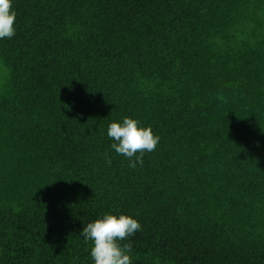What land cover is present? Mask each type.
<instances>
[{"label": "trees", "instance_id": "obj_1", "mask_svg": "<svg viewBox=\"0 0 264 264\" xmlns=\"http://www.w3.org/2000/svg\"><path fill=\"white\" fill-rule=\"evenodd\" d=\"M12 7L0 264H94L105 213L139 221L133 264H264V0ZM125 117L160 137L135 168L107 136Z\"/></svg>", "mask_w": 264, "mask_h": 264}, {"label": "clouds", "instance_id": "obj_2", "mask_svg": "<svg viewBox=\"0 0 264 264\" xmlns=\"http://www.w3.org/2000/svg\"><path fill=\"white\" fill-rule=\"evenodd\" d=\"M12 5L13 0H0V39H11L15 35L16 12ZM107 136L113 141L111 148L117 154L129 158V166L133 168L137 162L142 164L144 153L154 151L160 141L151 126H141L132 117H125L122 122H111L107 128ZM108 162L110 164L111 160ZM139 230L141 225L133 216L105 213L87 223L81 235L86 241L92 242L90 255L94 264H133L131 243L121 242L128 240Z\"/></svg>", "mask_w": 264, "mask_h": 264}, {"label": "rangeland", "instance_id": "obj_3", "mask_svg": "<svg viewBox=\"0 0 264 264\" xmlns=\"http://www.w3.org/2000/svg\"><path fill=\"white\" fill-rule=\"evenodd\" d=\"M5 75H7V71L5 69V66L3 65L2 59L0 58V90L1 86L3 87Z\"/></svg>", "mask_w": 264, "mask_h": 264}]
</instances>
